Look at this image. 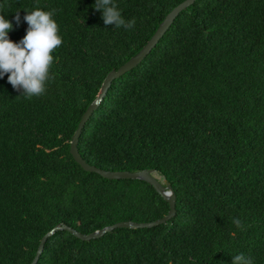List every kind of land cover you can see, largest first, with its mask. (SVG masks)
<instances>
[{"label":"trees","instance_id":"16d2710c","mask_svg":"<svg viewBox=\"0 0 264 264\" xmlns=\"http://www.w3.org/2000/svg\"><path fill=\"white\" fill-rule=\"evenodd\" d=\"M182 1L114 0L125 21L135 18L126 30L106 26L95 0H0L12 42L36 9L56 10L62 38L44 95L28 99L0 79V264H29L54 226L86 235L166 214L149 185L84 172L68 146L104 76ZM77 151L101 170H152L170 184L175 215L88 242L55 232L36 264H232L239 254L264 264V0H196L180 12L111 82Z\"/></svg>","mask_w":264,"mask_h":264},{"label":"clouds","instance_id":"9594fccd","mask_svg":"<svg viewBox=\"0 0 264 264\" xmlns=\"http://www.w3.org/2000/svg\"><path fill=\"white\" fill-rule=\"evenodd\" d=\"M94 9L102 12L104 24L123 27L126 30L135 27V18L125 21L114 0H95ZM56 10L43 11L36 9L24 16L28 24L26 35L19 43L12 42L8 33L13 24L0 15V79L7 74L8 82L22 95L31 99L40 97L46 92V82L53 77L49 69L53 64L52 53L61 46L62 38L58 34V25L53 19ZM16 24H20L19 12L15 16ZM171 195V194H169ZM241 227L239 219L233 221ZM232 264H253L243 254L233 257Z\"/></svg>","mask_w":264,"mask_h":264},{"label":"water","instance_id":"95a60500","mask_svg":"<svg viewBox=\"0 0 264 264\" xmlns=\"http://www.w3.org/2000/svg\"><path fill=\"white\" fill-rule=\"evenodd\" d=\"M194 1L196 0H183L182 2L174 6L164 16L162 21L159 23V25L155 29L154 33L147 40V42L143 45V47L133 57H131L125 63L120 65L117 69L110 70L104 76L95 98L92 100V102L86 107L84 112L81 114L79 121L76 125V128L70 137V142L68 146V153L70 157L75 162V164H77L80 167V169L84 172L96 174L100 176L101 178L107 179V180H139L149 185L154 190V192L167 204L168 210L166 214L163 217L158 218L151 222H143V223H134V222H128V221L117 222L112 225L103 227L97 231H93L86 235L81 234L65 225L54 226L40 238L39 243L36 247L34 256L29 264H36L38 257L40 253L42 252L45 241L50 236H52L55 232H58V231H65L80 241L88 242L90 240L98 239L104 234L109 233L114 229L151 228L157 225L165 224L166 222H168L174 217L175 198H174V194L171 189V186L168 182H166L165 180L158 181L157 179H155L151 175L152 170H141V171H136V172H126V171L111 172V171L101 170V169L95 168L94 166L88 165L85 161L82 160V158L78 154L77 142H78L79 135L81 133V130L85 122L88 120V118L96 110V108L102 101L111 82L119 78L124 73L136 67L144 59V57L150 52V50L156 45L158 40L162 37V35L171 25L175 17L180 12L184 11L188 6L192 5Z\"/></svg>","mask_w":264,"mask_h":264}]
</instances>
